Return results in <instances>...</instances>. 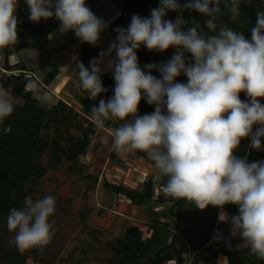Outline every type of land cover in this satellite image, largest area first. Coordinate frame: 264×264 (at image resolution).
<instances>
[{
    "label": "clouds",
    "instance_id": "1",
    "mask_svg": "<svg viewBox=\"0 0 264 264\" xmlns=\"http://www.w3.org/2000/svg\"><path fill=\"white\" fill-rule=\"evenodd\" d=\"M29 19L38 23L55 18L60 32L73 31L81 43L97 46L108 22L98 18L86 6V0H25ZM227 10L235 20L240 15L241 0H160L150 17L133 15L127 28H116V41L90 68L77 62L80 87L96 100L108 89L101 80L100 63L105 56L107 69L115 82L114 95L91 108V119L97 129L106 121L122 123L111 132L112 149L124 156L143 152L153 162L161 178L166 177L162 192L166 197L184 199L200 210L209 206L220 209L218 219L230 223V238L239 236L250 254L264 260V161L249 162L234 153L243 139L249 148L262 150L264 138V10L257 11L251 39L242 32L219 26L217 20ZM18 0H0V48L18 41ZM198 12L206 17L205 24L213 33L202 34L198 21L182 15L167 20L169 11ZM144 46L150 52L175 53L159 65L149 63L144 71L137 51ZM190 54V59L185 57ZM152 70L160 73L153 76ZM183 74L187 83L177 81ZM39 105L53 107L54 96L34 80L26 83ZM248 99L242 101L240 93ZM145 100L154 106L150 114L139 115ZM14 102L7 90L0 88V126L14 112ZM253 131L254 126H257ZM226 205L238 208L229 217ZM56 210L55 197L48 195L33 200L24 198L21 208L13 207L7 216V229L13 233L20 253L31 249L41 252L51 243ZM217 238H219L217 236Z\"/></svg>",
    "mask_w": 264,
    "mask_h": 264
},
{
    "label": "trees",
    "instance_id": "2",
    "mask_svg": "<svg viewBox=\"0 0 264 264\" xmlns=\"http://www.w3.org/2000/svg\"><path fill=\"white\" fill-rule=\"evenodd\" d=\"M86 1L95 7L102 0ZM112 2L121 13L108 21L105 31L116 35L115 29L127 28L133 15H139L142 18L150 17L151 10L160 6V0H112ZM178 2L183 5L186 0H178ZM221 9L224 14L218 18V25L242 32L250 40L251 28L257 19L256 13L264 10V0H241L240 15L235 20L223 8V3H221ZM179 15L189 21L186 27L192 26L191 21H198L199 31L202 34L205 36L213 34L205 24L206 17L198 12L184 10ZM176 16V11H169L165 19L174 21ZM17 18L18 20L23 18L21 8ZM43 21L47 26V36L60 26L55 18ZM102 33L97 46L81 43L76 38L74 42L79 45L78 54L74 60L75 65L77 62H82L90 68V61L96 59L98 55ZM9 47L18 52L39 46L18 30V41L14 45L3 47L4 57ZM175 51L176 49L169 48L163 53L150 52L141 46L137 51L138 63L144 71H147L144 68L146 64L165 63ZM185 57L190 59V54L185 53ZM6 69L8 72L14 71L10 74L0 73V88L8 91L15 108L13 114L4 121L6 125H11V132L4 134L0 126V264H28L27 259L30 257L35 260L34 264L40 262L48 264L40 258L39 249L20 253L15 244L8 246L7 240L11 232L7 229V216L11 208L19 209L23 206L26 196H31L35 200L49 172H61L69 179H84L87 182L86 189H93L98 177L89 173L88 166L80 162L79 158L84 156L90 147L96 127L71 104L58 101L51 109L39 105L32 93L26 89V83L34 79L26 73L21 62L12 67L6 66ZM151 74L160 77V73L156 70H152ZM56 75L57 70L54 69L37 81L42 86V90ZM101 80L108 91L97 98L108 100L114 95V79L103 74ZM186 80L187 77L183 74L177 77L178 82L184 83ZM77 91L85 94L88 100H92L80 87V83ZM240 99L246 101L248 97L241 92ZM153 111L154 106L141 100L139 115L150 114ZM121 123L119 120H108L105 127L115 129ZM249 143V139H243L234 154L239 158L247 157L249 162L264 161V138L261 141L262 150L259 151L249 148ZM133 154L137 159H142L154 167L145 153L134 152ZM111 160L115 161L113 157ZM165 181L166 177L161 178L156 188L151 176H147L138 188H130L122 183L106 181L101 183L106 191L121 196L132 205L142 208L145 216L143 226L146 228L142 231L138 226L129 225L122 237H111L105 240L104 248L109 255L102 259L103 264H187L191 253L201 251L210 254L211 264H214L218 255L224 256L227 264H264V260H259L250 254L246 247H237L233 239H231L232 247L227 246L229 239L221 242V248L211 246L209 243L215 233L219 209L209 206L205 210H200L184 199L166 197L162 192ZM158 205H169L166 213L155 211L154 208ZM232 207L236 206L226 205L224 211L231 210ZM89 213L90 209H86V212L81 215L82 227L89 230L92 238L103 235L101 231L90 229L85 224Z\"/></svg>",
    "mask_w": 264,
    "mask_h": 264
},
{
    "label": "crops",
    "instance_id": "3",
    "mask_svg": "<svg viewBox=\"0 0 264 264\" xmlns=\"http://www.w3.org/2000/svg\"><path fill=\"white\" fill-rule=\"evenodd\" d=\"M20 8L21 10L28 8L25 0H18L17 16ZM91 10L98 18H102L103 20L106 19L107 22L121 13L112 0H102L94 8H91ZM21 20L22 19L19 21L21 22ZM19 26L20 23L18 24V30ZM59 29L60 26L47 36L45 42L42 44V50L40 48H34L22 49L15 52L9 47L6 50V57H4V50L3 48H0V73L6 72L7 74H10L14 70L8 72L6 66L12 67V65L21 62L26 73L31 74L28 72V67H26L25 61H27V59L22 57L21 60V58L18 57V53L27 50L43 51L46 56H48V59L35 62L37 74H31L33 79H35V81H40L48 72L56 69L57 75L54 77L52 82L44 88V90L49 91L54 96L55 103L63 101L66 104H72L82 115L92 121L90 113L91 108L94 105L98 106L99 100L104 98L88 100L85 94L77 91L79 79L74 71L76 68L73 65V62L78 54L76 50L77 42H70L68 46L61 49L60 47L67 40V37H71L73 31L61 33ZM116 36V34H110L107 31H103L96 59L100 57L104 42L106 40L108 41V46L105 51L106 53L109 46L116 41ZM114 54L115 53L113 52L111 56H105L103 58L104 62L100 63V67L102 69L101 76L106 74L113 77L112 72L107 69V60L113 59ZM57 87H59L58 90ZM68 90L72 92L71 95L66 92ZM59 95H63L64 97L62 96L61 98ZM104 100L107 101L106 99ZM260 102L264 104V98H262ZM256 127H258V125L255 126V129ZM112 130L113 129L107 127L102 130L96 128L95 135L91 140V145L86 154L82 156L84 158L85 165L88 166V172L93 173L98 177L97 184L95 186L96 189L98 190L103 181L116 184L122 183L127 187L137 188L147 176L152 177L154 187L156 188L161 177L158 175L153 166L149 165L142 159H135L133 153L121 156L112 149ZM112 157L115 161L111 160ZM150 172L154 173V175ZM168 207L169 205H158L154 208V210L164 214L166 213ZM89 208L90 213L88 221L93 222L94 225L92 226L101 230V232L108 237H122L125 229L129 225L138 226L142 231H145L146 229L145 226H143L145 220L143 209L132 205L128 200L121 196L114 194L110 196L107 195L105 203L103 202L99 204V202H96L94 205H89ZM209 244L215 248H219V246L213 245L212 241H210ZM214 261V264H227L226 258L222 255H218ZM187 264H211L210 254L206 251L193 252L188 256Z\"/></svg>",
    "mask_w": 264,
    "mask_h": 264
},
{
    "label": "rangeland",
    "instance_id": "4",
    "mask_svg": "<svg viewBox=\"0 0 264 264\" xmlns=\"http://www.w3.org/2000/svg\"><path fill=\"white\" fill-rule=\"evenodd\" d=\"M86 6L90 9L94 8L89 5L87 1ZM176 13L179 14L178 12ZM76 38L77 37L73 32L71 37H67V40L65 37L66 41L64 40L65 42L60 48L62 49L63 47L68 46V44L70 42H74ZM104 44L105 47L108 46V41L106 40ZM78 45L79 44L76 43V47H78ZM37 46H39L37 48L42 50V45ZM41 50H27L18 53V57H20L21 60L22 57L27 59V61H25L26 67H28V72L31 74H37L35 62L48 59V56H46V54ZM73 65L76 68L74 62ZM31 74L28 75L33 77ZM184 83H187V80ZM58 89L59 87H57V90ZM66 92L69 95L72 94L70 90ZM62 96L63 95L60 97L62 98ZM134 158L136 159L135 156ZM83 159H81V161ZM150 173L154 175V173ZM86 183L87 182L84 179L66 178L61 172H49L45 177L43 186L39 189V193L35 196L36 200L51 195L55 197L56 200L55 213L50 217V222L53 223L55 227V234L51 243L41 252L40 255V258L44 259V261H47L48 264H103L102 259L109 255V253L104 248V242L111 237L103 234L101 236H94V238H92V236L89 234V230L83 228L80 221L81 215L86 212V209H90L89 205H94L96 202H99V204L103 202L105 203L107 195L110 196L112 193L106 191L102 187V184L99 186L98 190L96 187L87 190ZM225 212H227L229 217H231L238 214V208L232 207L231 210H227ZM88 217L89 215L85 221L87 227L98 230L95 228V226H92L94 225L93 222L88 221ZM229 229L230 223L221 221L217 222V226L215 228L216 233H214V237L211 240L212 244L221 248V242L230 238ZM13 236L14 234L11 233L7 240L8 246L14 244ZM217 236L219 238H217ZM232 239L237 247H244L242 245L243 241L239 236ZM34 262L35 260H33L32 257L27 259L28 264H34ZM38 264L42 263L40 262Z\"/></svg>",
    "mask_w": 264,
    "mask_h": 264
},
{
    "label": "water",
    "instance_id": "5",
    "mask_svg": "<svg viewBox=\"0 0 264 264\" xmlns=\"http://www.w3.org/2000/svg\"><path fill=\"white\" fill-rule=\"evenodd\" d=\"M23 18L20 22L19 30L23 32L27 38L36 45H42L47 38V26L43 19L34 23L29 19V10H22Z\"/></svg>",
    "mask_w": 264,
    "mask_h": 264
},
{
    "label": "bare ground",
    "instance_id": "6",
    "mask_svg": "<svg viewBox=\"0 0 264 264\" xmlns=\"http://www.w3.org/2000/svg\"><path fill=\"white\" fill-rule=\"evenodd\" d=\"M175 19H176V18H175ZM175 19H174V20H175ZM106 49H107V46L105 47V44H104V45L102 46V51L105 52ZM102 51H101V52H102Z\"/></svg>",
    "mask_w": 264,
    "mask_h": 264
},
{
    "label": "built area",
    "instance_id": "7",
    "mask_svg": "<svg viewBox=\"0 0 264 264\" xmlns=\"http://www.w3.org/2000/svg\"><path fill=\"white\" fill-rule=\"evenodd\" d=\"M81 159H83V157H80V159H79V160H80V162H82V163H83V162H84V159H83L82 161H81Z\"/></svg>",
    "mask_w": 264,
    "mask_h": 264
}]
</instances>
